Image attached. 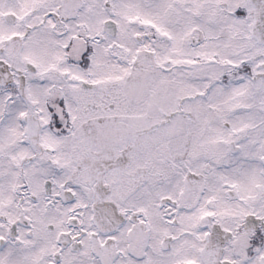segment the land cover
I'll return each instance as SVG.
<instances>
[{
  "label": "snow or ice",
  "instance_id": "obj_1",
  "mask_svg": "<svg viewBox=\"0 0 264 264\" xmlns=\"http://www.w3.org/2000/svg\"><path fill=\"white\" fill-rule=\"evenodd\" d=\"M0 264H264V0H0Z\"/></svg>",
  "mask_w": 264,
  "mask_h": 264
}]
</instances>
